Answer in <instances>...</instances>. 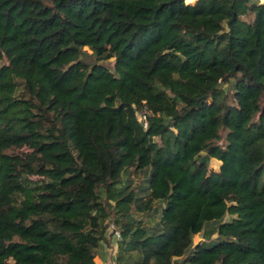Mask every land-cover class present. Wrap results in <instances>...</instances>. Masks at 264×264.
<instances>
[{
	"label": "trees",
	"instance_id": "trees-1",
	"mask_svg": "<svg viewBox=\"0 0 264 264\" xmlns=\"http://www.w3.org/2000/svg\"><path fill=\"white\" fill-rule=\"evenodd\" d=\"M110 218L117 264H264V0H0V264Z\"/></svg>",
	"mask_w": 264,
	"mask_h": 264
},
{
	"label": "rangeland",
	"instance_id": "rangeland-1",
	"mask_svg": "<svg viewBox=\"0 0 264 264\" xmlns=\"http://www.w3.org/2000/svg\"><path fill=\"white\" fill-rule=\"evenodd\" d=\"M254 1H259V0H254ZM84 48H86L90 52V49L87 46H85ZM87 57H89V56H87ZM102 62L104 64H106L107 66H109V67H112L113 66V58L103 59ZM231 82L232 81L227 82V83H223L222 86H224L226 88H230ZM136 118L137 119H140L141 118V111L136 112ZM210 165L213 168H217L218 165H219V161L217 159H215V158H212ZM132 178H133V183L134 184H138L140 182L141 175H136V176H134ZM138 215H141L142 218L144 217L143 214H141V213H138ZM228 218H229V216L228 215H225V216H223L222 220H226ZM146 221L151 222V220H147V219H146ZM113 229H116V228L114 226L113 221L110 218V220L108 221V233H110ZM215 235H216V233H213L212 234L213 237ZM204 237L206 238V235L203 232L195 233L193 235V244L196 243V242H198V241L203 240ZM114 239L115 238H113V236L112 237L110 236L109 243L103 242V244H102V247H103V249L105 251L104 254L107 255V256L109 255V256L112 257L113 251L116 249L115 248L116 247V241ZM175 260H176L177 263H179V261L181 260V257H176ZM105 263L106 264H114L112 262H109L108 263V261L107 262L105 261ZM185 264H189V263H185Z\"/></svg>",
	"mask_w": 264,
	"mask_h": 264
},
{
	"label": "crops",
	"instance_id": "crops-1",
	"mask_svg": "<svg viewBox=\"0 0 264 264\" xmlns=\"http://www.w3.org/2000/svg\"><path fill=\"white\" fill-rule=\"evenodd\" d=\"M259 1H262V0H259ZM104 253H105V251H104V249H103V247H102L100 253L94 257L95 262H97V263H102V262H105V261L107 262V261H108V263H109V262H112V263H114V264H117V263L114 261V259H113L114 254H113L112 257H111V256H109V255H108V256L105 255Z\"/></svg>",
	"mask_w": 264,
	"mask_h": 264
},
{
	"label": "built area",
	"instance_id": "built-area-1",
	"mask_svg": "<svg viewBox=\"0 0 264 264\" xmlns=\"http://www.w3.org/2000/svg\"><path fill=\"white\" fill-rule=\"evenodd\" d=\"M143 126H146V114H145V109L141 111V118L139 119ZM114 234H115V239H118L120 237V232L118 229H113ZM116 248V247H115ZM116 249L113 251V254H115ZM101 264H106L105 262H102Z\"/></svg>",
	"mask_w": 264,
	"mask_h": 264
}]
</instances>
